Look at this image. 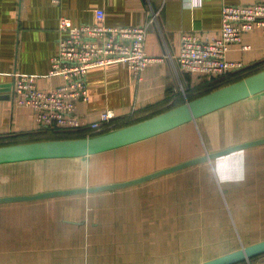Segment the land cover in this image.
<instances>
[{"label": "crops", "instance_id": "obj_1", "mask_svg": "<svg viewBox=\"0 0 264 264\" xmlns=\"http://www.w3.org/2000/svg\"><path fill=\"white\" fill-rule=\"evenodd\" d=\"M161 1L0 0V145L50 139L38 134L32 109L15 103L13 74H35L44 89L63 83L62 77L47 76L59 49L61 16L73 25L92 23L95 10L103 8L108 25H138ZM259 2L264 0H164L160 24L149 29L146 40L147 53L160 60L140 81L121 63L91 68L90 97L78 104L77 115L88 122L106 109L130 118L155 115L202 91L207 78L174 71L182 35L219 37L223 5ZM227 58L242 62L243 71L264 63V33L258 28L244 33ZM239 104L255 106L241 111ZM263 104L261 92L197 121L211 130L222 112L223 126L235 132L224 142L227 147L264 137ZM191 123L94 155L0 164L6 183L0 196L124 181L201 155L196 138L175 136ZM172 137L175 149L182 152V143L190 140L196 150L158 158L155 148L160 153L165 145L161 138ZM261 240L264 144L135 186L0 203V264H198ZM246 262L264 264V256Z\"/></svg>", "mask_w": 264, "mask_h": 264}, {"label": "built area", "instance_id": "obj_2", "mask_svg": "<svg viewBox=\"0 0 264 264\" xmlns=\"http://www.w3.org/2000/svg\"><path fill=\"white\" fill-rule=\"evenodd\" d=\"M163 9L164 0L150 9L146 21L138 25H108L103 8L95 10L92 23L73 25L67 17L61 16L59 49L47 76L62 77L63 83L44 89L38 86L37 75L16 72L12 87L15 103L31 108L41 128L83 129L87 136H92L115 127L116 120L126 116L106 109L97 120L88 122L76 113L78 104L90 97L89 70L121 63L140 81L144 70L160 60L147 53L146 40L149 29L160 24ZM255 28L264 33V2L223 5L220 36L203 39L199 34H183L179 54L172 59L174 71L219 76L242 69L243 63L229 60L227 53L241 42L244 33ZM242 48L248 49L249 45Z\"/></svg>", "mask_w": 264, "mask_h": 264}, {"label": "water", "instance_id": "obj_3", "mask_svg": "<svg viewBox=\"0 0 264 264\" xmlns=\"http://www.w3.org/2000/svg\"><path fill=\"white\" fill-rule=\"evenodd\" d=\"M261 92H264V69L193 99H187L184 103L158 114L104 133L85 137L55 138L0 145V164L39 159L83 157L106 152L160 135L186 123L196 122L205 115ZM263 144L264 137L250 139L218 150H206L201 155L140 177L101 185L53 189L36 194L4 195L0 196V203L40 200L135 186L192 165L212 162L216 158ZM263 253L264 240H261L243 245L236 250L198 264H237L242 261H249Z\"/></svg>", "mask_w": 264, "mask_h": 264}, {"label": "rangeland", "instance_id": "obj_4", "mask_svg": "<svg viewBox=\"0 0 264 264\" xmlns=\"http://www.w3.org/2000/svg\"><path fill=\"white\" fill-rule=\"evenodd\" d=\"M249 106H250L249 108H246V107H242V105L239 104V106H237V107H239L238 110H241V111H245V110L252 111L251 108L255 105L251 104ZM263 106H264V104H263ZM240 107H242V108H240ZM229 113H232V111H230ZM218 115H219L220 119H219L217 124L211 125L212 126L211 130H209L208 126H207V128L203 129L199 125V122H198L199 120H198L196 122H192L191 124H189L191 126L182 127V128L175 130L176 139L178 140L177 137L181 138L182 136H184V137L189 136L190 139L196 138L198 143H199V147L197 150L198 151L200 150L201 153L205 152L206 149L210 151V150H216V149L224 148V145L226 144L224 142H226V139H228V137L235 134V132L231 131V133H229L230 131L228 132V129L223 126L224 120L221 119V117H223L224 114H222V112H221V114H218ZM223 127H224V129L222 131ZM213 131L216 132V136H213V135L208 136ZM220 131H222V133H219ZM164 137H166V136H164ZM161 139H163L165 141V145L163 147H159L160 153H157L158 147L155 148L156 154L158 155V158H160V159H163L166 157V159H164V160H167V159H170V157L172 155L179 156L180 153H182L184 155V153H186V151H192V150L195 151L196 150V149H193L194 145H193L192 141H190V140H189V142H183L182 143V152H181V149H175L174 141L176 139H173V137L171 139L170 138H168V139L167 138H161ZM154 143L156 144L157 142H154ZM5 185H6V183L2 181V176L0 174V187H4Z\"/></svg>", "mask_w": 264, "mask_h": 264}, {"label": "trees", "instance_id": "obj_5", "mask_svg": "<svg viewBox=\"0 0 264 264\" xmlns=\"http://www.w3.org/2000/svg\"><path fill=\"white\" fill-rule=\"evenodd\" d=\"M263 69H264V63L258 65L255 68H249L246 71H243V70L240 69V70H237L234 73L230 72V73H228L226 75L204 76L205 78H207V81L209 80V84L205 88H203L202 91L190 94L188 96V98L189 99H193V98H195V97H197L199 95H202L204 93L212 91V90H214L216 88H219L221 86H224V85L229 84L231 82H234L236 80L244 78V77H246V76H248L250 74H253V73H255L257 71H260V70H263ZM185 101L184 100H179V101L176 102V104L174 106L180 105V104L184 103ZM165 110H167V109H165ZM160 111H162V110H160ZM160 111H158V112H160ZM150 115H152V113L149 114V115L147 114V115H145L143 117H138V118H129V117L119 118V119L116 120L115 127L107 129L106 131L112 130V129H115V128H118V127H122V126H125V125H128V124L140 121V120H143L145 118L150 117ZM39 132L40 133H38V134L44 135V138H50V139L51 138L52 139H55V138H69V137L70 138H74V137H85V136H87L86 131L83 130V129L75 130V129H65V128H59V127H53V128L50 127V128H40ZM260 256H264V253L261 254V255H258V256H255V257L251 258V260L252 261H254L255 259L257 260V258H259ZM246 263H247L246 261H242V262L237 263V264H246ZM251 263L254 264L253 262H251Z\"/></svg>", "mask_w": 264, "mask_h": 264}]
</instances>
